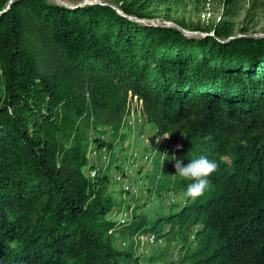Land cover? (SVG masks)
I'll use <instances>...</instances> for the list:
<instances>
[{
  "label": "trees",
  "instance_id": "1",
  "mask_svg": "<svg viewBox=\"0 0 264 264\" xmlns=\"http://www.w3.org/2000/svg\"><path fill=\"white\" fill-rule=\"evenodd\" d=\"M166 1L0 0V264L134 262L116 235L145 232L182 241V264H264V37L228 38L224 19L200 37L138 22ZM130 95L165 174L200 155L218 168L203 196L178 174L183 203L118 222L108 170L120 143L104 135ZM92 148L111 159L94 178Z\"/></svg>",
  "mask_w": 264,
  "mask_h": 264
},
{
  "label": "rangeland",
  "instance_id": "2",
  "mask_svg": "<svg viewBox=\"0 0 264 264\" xmlns=\"http://www.w3.org/2000/svg\"><path fill=\"white\" fill-rule=\"evenodd\" d=\"M66 2L70 6L84 5L85 3L108 2V0H51ZM147 13L151 17L140 18L141 24H171L181 26L187 31L206 32L224 20L229 21L234 27L229 32L228 38L235 39H253L264 37V0H168L161 4H155ZM179 28V27H178ZM214 31L210 30V33ZM200 37V34H194ZM131 106L141 107V101L137 96L130 95ZM124 130V129H123ZM123 141L126 149L130 146H136L142 150L148 151L151 155V161L142 162L138 170L133 174L136 179H143L142 187L135 196L125 195L119 189V183L116 182L117 176L122 171L118 166V158L127 159L125 151L123 157L116 156L111 165L108 174L112 179V185L109 189V195L118 202V205L129 203L133 206H139L142 212L147 213L150 218H156L159 215H165L173 210L175 206L183 203L186 198L180 191L171 188L172 182L178 175L171 170V173H164L162 166L157 163V147L160 145V139H157V129L147 119L146 124H137L134 127L125 128ZM111 138V137H109ZM108 138V139H109ZM153 151H155L153 153ZM102 152V151H101ZM104 154V153H102ZM101 154V155H102ZM110 157L96 160V163L102 168L107 166ZM162 160V158H161ZM126 162V161H125ZM90 164V160L88 162ZM97 176V175H96ZM117 205V206H118ZM179 209V208H178ZM177 209V210H178ZM132 210V216H133ZM112 219L119 222L117 215L110 213ZM116 217V218H115ZM154 224V221L152 222ZM160 224V227H162ZM115 245L122 250H132L134 258L137 261L126 262L123 264H182L179 263L184 255L183 243L179 239L161 237L154 242H142L138 236L117 233Z\"/></svg>",
  "mask_w": 264,
  "mask_h": 264
},
{
  "label": "built area",
  "instance_id": "3",
  "mask_svg": "<svg viewBox=\"0 0 264 264\" xmlns=\"http://www.w3.org/2000/svg\"><path fill=\"white\" fill-rule=\"evenodd\" d=\"M141 101V107L139 108L137 105L131 106V99L129 96L127 107H126V112L123 116V119L120 124V129L118 131H115L113 128L109 127L107 128V132L104 135L105 138L112 137L116 133V140L117 142L120 143L118 148L116 149L115 155L118 157H123L124 151L129 154L128 156H125L127 159H120L118 158V166L122 167V171L117 176L116 182H118L119 189L122 193H124V198L126 199L125 195L128 196H135L139 193L140 188L142 187L143 184V179H136L135 175L133 174V169L138 170V166L142 162H149L151 161V155L148 151L142 150L136 146H130L127 147L126 149V144L125 141H123V136L125 132V128L127 127H134L139 123H142V125L146 124L147 122V117L144 114L143 110V101ZM124 129V130H123ZM155 151H153L154 153ZM101 150H97L95 148H92L91 150V155H90V164H87L85 167L86 174L91 177H96L98 174V171L100 170V166L96 163V160L99 158L102 160L106 157H109V153L104 152L102 154ZM126 161V162H125ZM133 168V169H131ZM132 210L133 206H130L129 203H122L121 205H118L113 208L112 210V215L113 213L117 215L119 222H126L131 220L132 218ZM116 218V217H115ZM138 238L141 239L142 242H154L158 239V235L152 232H145L140 235H138ZM194 239V237H192Z\"/></svg>",
  "mask_w": 264,
  "mask_h": 264
},
{
  "label": "clouds",
  "instance_id": "4",
  "mask_svg": "<svg viewBox=\"0 0 264 264\" xmlns=\"http://www.w3.org/2000/svg\"><path fill=\"white\" fill-rule=\"evenodd\" d=\"M157 139H160V137H157ZM174 159L176 174L191 181L186 188V195L193 200L203 196L210 187L211 175L218 168L217 162L209 159L207 155L189 159L187 164L183 162V159Z\"/></svg>",
  "mask_w": 264,
  "mask_h": 264
},
{
  "label": "water",
  "instance_id": "5",
  "mask_svg": "<svg viewBox=\"0 0 264 264\" xmlns=\"http://www.w3.org/2000/svg\"><path fill=\"white\" fill-rule=\"evenodd\" d=\"M174 25L175 27H179V29H181L186 35L188 36H194V34H200L201 36H206V35H214V33H210V32H199V31H187L186 29H184L181 26H177L176 24H171ZM169 26V23H168Z\"/></svg>",
  "mask_w": 264,
  "mask_h": 264
}]
</instances>
